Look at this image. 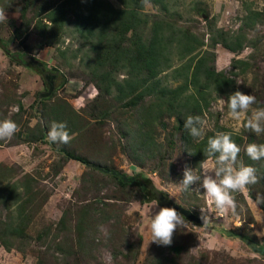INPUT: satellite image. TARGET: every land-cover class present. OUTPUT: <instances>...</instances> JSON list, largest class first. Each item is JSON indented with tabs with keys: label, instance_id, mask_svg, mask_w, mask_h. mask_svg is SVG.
I'll list each match as a JSON object with an SVG mask.
<instances>
[{
	"label": "rangeland",
	"instance_id": "obj_1",
	"mask_svg": "<svg viewBox=\"0 0 264 264\" xmlns=\"http://www.w3.org/2000/svg\"><path fill=\"white\" fill-rule=\"evenodd\" d=\"M105 1L123 8L121 0ZM62 2L0 0V9L8 18L0 22V40L11 52L24 54L28 63L39 66L40 62V68L45 66L50 71L44 74L53 76L49 91L50 85L44 83L41 74L11 60L0 47V121L11 119L19 126L10 140H0V180L6 181L5 188L0 184V189L6 193L7 182L18 178L15 190L24 199H32L26 207L32 215L25 229L29 238L19 248L0 246V264H264V252L257 251L264 239V203L256 202L257 194L264 196V159L253 161L245 151L251 143L264 144V133L256 135L244 129L246 121L239 122V134L232 135L241 148L237 163L255 167L259 182L248 186L246 193H233L237 202L234 214L223 218L208 213L206 224L184 218L186 227L177 229L170 246L150 242L151 219L162 208L156 201H140L143 196L136 187L122 189L109 175L65 157L61 150L129 176L142 172L168 198L167 192L175 194L169 198L172 202L199 219L200 208L207 207L198 184L186 191L180 184L185 168L199 173L204 159L194 163L183 154L175 129L176 115L164 111L149 116L144 109L124 106L130 95L121 99L114 88L103 91L104 83L90 72L96 65L95 56L105 61L107 51L90 49L71 11L62 27L52 24L49 14ZM144 18L148 19L144 34L155 19L173 25L172 39L179 28L195 34L205 43L201 48L211 52L207 55L209 64L233 79L231 89L212 92L207 108L194 106L193 117L206 121L204 136L212 130L233 132L237 122L228 116L227 99L237 90L255 95L253 108H264V0H142L135 27L124 28L123 35L129 39L138 34V24ZM112 27L108 25L93 40L100 41L103 33L101 42L109 41V31L119 36L116 26ZM220 31L232 37L243 34L242 45L236 51L225 48ZM173 46L171 67L159 74L162 84L171 87L175 86L170 77L172 69L189 56L175 47V41ZM105 63L103 69L112 77H125L111 61ZM236 79L244 82L237 84ZM145 100L148 103L149 96ZM53 122L66 124L72 136L70 143L39 139L44 132L48 136ZM135 140L144 145L130 157ZM25 184L30 185L31 193L26 192ZM86 202L98 203L100 210L97 223L85 224L88 228L80 238L73 227L77 215L72 213ZM15 206L11 207L13 215ZM3 227L0 222V230ZM174 247L183 250L179 257ZM158 257L161 259L155 262Z\"/></svg>",
	"mask_w": 264,
	"mask_h": 264
},
{
	"label": "trees",
	"instance_id": "obj_2",
	"mask_svg": "<svg viewBox=\"0 0 264 264\" xmlns=\"http://www.w3.org/2000/svg\"><path fill=\"white\" fill-rule=\"evenodd\" d=\"M121 3L123 8L117 9L105 0H63L62 4L56 6L49 16L52 24L62 27L68 19L67 12L71 11L75 26L86 43L90 44V49L96 53L100 50L107 51L104 55L105 61L102 60L101 56H95L94 62L96 65L90 72L93 78L95 77V79H99L101 83H104L105 89L103 91L109 92L110 89L114 88L121 93V99L130 95L131 97L125 100L124 106L137 109L138 111L144 109L149 116H152L153 113H162L164 111L169 116L172 114L176 115L175 129L182 145L183 154L190 156L194 163H198L202 159L207 158V141L209 138L214 137L217 132L212 130L203 139L194 142L192 136L189 135V131L184 127V121L188 116H193L195 105H198L202 110L208 107V99L212 92L223 93L225 90L231 89L233 79L222 70H217L214 65L209 64L210 58L207 55H210L211 52L208 49L201 48L205 46L202 39L196 37L189 30H181L180 28L174 33L176 34L175 39H172L170 30L173 25L163 19L153 20L147 29L148 34H144L143 25L148 24V19L144 18L138 24V27H141V31L127 39L123 35V29L135 27V21L139 19V9H141L142 0H121ZM252 13L254 15L257 12L252 11ZM108 25L110 27L113 26L111 30L116 26V31L120 35L117 36L109 31V41L101 42L105 38L103 33L99 38L100 41H94L93 39L101 33V30L106 29ZM166 32L169 35L165 36ZM218 36L222 38L221 45L231 51H236L242 45L244 39L241 33L232 37L226 32L220 31ZM227 39L231 40L228 41ZM124 40H127V44H125ZM174 41L175 47L177 49L181 48L183 55L189 56L186 62L172 69L171 75L168 74L175 81V86L171 87L169 84H162V78L159 77V74L171 67L170 56ZM0 47L11 60L41 74L44 83L48 84L44 72L50 71L45 66L40 68L28 63L24 59V54L11 52L1 40ZM194 51L195 54H193ZM110 61L113 67H119L118 69H122V72L124 71L125 77L117 80L111 76L110 72L103 69L104 65H106L105 62L109 63ZM137 89L138 92H135ZM132 93H134V96H132ZM147 96L150 99L148 103L145 100ZM143 125L144 123L139 127L141 128ZM42 129L44 132L45 126ZM45 138H47L46 132L40 134L39 139L43 140ZM142 144L143 142L138 143L135 140L131 147L136 146L129 156L133 157V152L138 151ZM61 151L66 158L74 159L88 166L89 169L98 171L103 176L109 175L122 189L136 187L143 196L140 201H156L161 207H168L172 202L142 172L129 176L106 167L91 165L80 156L69 153L66 150ZM190 152L193 154H190ZM30 179L32 181L34 177L30 176ZM17 181H19L18 178L8 181L7 183L9 184L6 185L8 190L4 193L3 189L6 181L4 179L0 180V184L3 186V189H0V222L4 225L2 230H0V246L7 248V250L19 248L22 246V242L27 241L29 237L25 229L26 225L32 220L30 211H26L28 209L26 208L27 203H30L32 199H24L19 192L17 193L15 190L18 186L16 184ZM25 185L26 192L30 190L29 193H31L32 188L30 185ZM125 200L132 201V199ZM97 204H88L86 202V204L79 206L72 213V215H77V219L73 224L74 229L77 231L76 236L83 237L82 232L88 228L85 224L95 225V222L97 223V213L100 210L97 208ZM13 205H16V215L12 213L11 207ZM173 250L178 257L180 252L183 251L180 247H174ZM257 251L264 252V239ZM160 259L161 257H158L155 262Z\"/></svg>",
	"mask_w": 264,
	"mask_h": 264
},
{
	"label": "clouds",
	"instance_id": "obj_3",
	"mask_svg": "<svg viewBox=\"0 0 264 264\" xmlns=\"http://www.w3.org/2000/svg\"><path fill=\"white\" fill-rule=\"evenodd\" d=\"M6 12L0 9V22L7 20ZM244 81L236 79L237 84ZM223 103V100L221 101ZM256 103L255 95L235 91L227 99L228 116L237 124L233 126V132H217L207 141V158L199 164V173L191 168H185L183 180L180 184L183 190H188L193 185H199L206 197V208H200L201 219L207 223L208 213H215L218 217H225L229 213H235L237 202L233 193H246L248 186L259 182L257 169L242 162L238 165L240 146L232 139L233 134H239L243 128L260 135L264 133V108H253ZM250 115H247L248 113ZM184 127L193 138L203 139L205 135L206 121L200 116H188L184 121ZM19 131L17 123L11 119L0 121V140H10ZM48 140L53 143L68 144L72 136L64 122H53L49 126ZM247 156L253 161L264 159V144L251 143L247 145ZM190 154H193L190 152ZM214 157V158H213ZM162 192L164 190H161ZM169 198L176 197L172 192H167ZM257 205L264 203V196L257 194ZM151 240L158 245L170 246L178 228L186 227L184 216L175 207H162L153 214L150 222Z\"/></svg>",
	"mask_w": 264,
	"mask_h": 264
},
{
	"label": "water",
	"instance_id": "obj_4",
	"mask_svg": "<svg viewBox=\"0 0 264 264\" xmlns=\"http://www.w3.org/2000/svg\"><path fill=\"white\" fill-rule=\"evenodd\" d=\"M38 65L39 66H42V64L40 62H38ZM52 78L53 76H49L47 77L46 75V79L48 80V84L50 85L49 86V91L52 90ZM168 207H175L177 209V211L181 212L182 215L186 218H189L190 220H192L193 222H196V223H202V219H199L197 218L196 216H194L192 213H190L189 210H187L186 208L180 206L179 204L175 203V202H171Z\"/></svg>",
	"mask_w": 264,
	"mask_h": 264
}]
</instances>
